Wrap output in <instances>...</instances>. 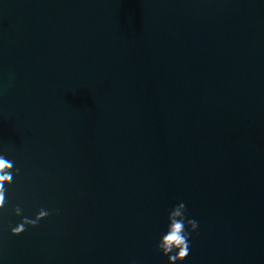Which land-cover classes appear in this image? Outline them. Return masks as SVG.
<instances>
[{
    "label": "water",
    "instance_id": "water-1",
    "mask_svg": "<svg viewBox=\"0 0 264 264\" xmlns=\"http://www.w3.org/2000/svg\"><path fill=\"white\" fill-rule=\"evenodd\" d=\"M0 151L3 264H264V0H0Z\"/></svg>",
    "mask_w": 264,
    "mask_h": 264
},
{
    "label": "clouds",
    "instance_id": "clouds-1",
    "mask_svg": "<svg viewBox=\"0 0 264 264\" xmlns=\"http://www.w3.org/2000/svg\"><path fill=\"white\" fill-rule=\"evenodd\" d=\"M15 161L6 153L0 151V217L8 207V192L13 186L14 178L20 174V169L14 167ZM12 215L19 219L15 226L9 225L12 236H20L27 228H35L51 214L48 209L40 208L34 217L22 216L19 205L12 207ZM198 221L187 214L183 201L172 206L166 213L165 229L159 234L156 251L167 258V264H183L189 255L190 237L197 231ZM0 264L3 258L0 257Z\"/></svg>",
    "mask_w": 264,
    "mask_h": 264
}]
</instances>
